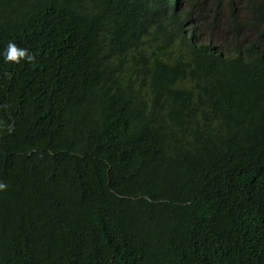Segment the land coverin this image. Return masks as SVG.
Instances as JSON below:
<instances>
[{"label":"trees","instance_id":"trees-1","mask_svg":"<svg viewBox=\"0 0 264 264\" xmlns=\"http://www.w3.org/2000/svg\"><path fill=\"white\" fill-rule=\"evenodd\" d=\"M169 2L0 0V264H264V0Z\"/></svg>","mask_w":264,"mask_h":264},{"label":"clouds","instance_id":"clouds-1","mask_svg":"<svg viewBox=\"0 0 264 264\" xmlns=\"http://www.w3.org/2000/svg\"><path fill=\"white\" fill-rule=\"evenodd\" d=\"M169 1H170L169 4L171 5V7H172L174 12L183 11L182 9H184V6H183V4L181 5L179 0H169ZM173 1H175V6L173 5ZM180 5H181L182 9L179 8ZM195 32H204V33H206L205 31H202L199 26H196V31ZM195 32H194L193 36L196 34ZM215 32H218V31H215ZM198 35H199V33H198ZM208 36H209V34H208ZM195 39H196L197 42H199V40H201V38L199 36L197 38H195ZM206 43H205V45H206ZM199 44L202 47L205 46V45L201 44L200 42H199ZM0 55L3 56V60L5 62H11V63H16V64L20 63V61H22V60H24L26 62H31L34 59L33 54L31 52H29L28 49L18 47L12 41L8 42V44H7L6 48L4 49L3 53L0 54ZM9 131H11L10 127H9ZM5 187H6L5 184L0 183V189H4Z\"/></svg>","mask_w":264,"mask_h":264},{"label":"rangeland","instance_id":"rangeland-1","mask_svg":"<svg viewBox=\"0 0 264 264\" xmlns=\"http://www.w3.org/2000/svg\"><path fill=\"white\" fill-rule=\"evenodd\" d=\"M212 15V13L210 14V16ZM196 34L194 35L195 38H197L198 36L201 38V40H199V42L203 45H205V43L207 42V38H208V34L204 33V32H195ZM199 33V35H198ZM213 36L215 38H218L220 35L219 32H215V34H213Z\"/></svg>","mask_w":264,"mask_h":264}]
</instances>
